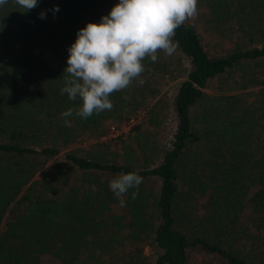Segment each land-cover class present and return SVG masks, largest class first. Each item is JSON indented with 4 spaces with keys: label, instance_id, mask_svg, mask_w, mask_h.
Returning <instances> with one entry per match:
<instances>
[{
    "label": "trees",
    "instance_id": "1",
    "mask_svg": "<svg viewBox=\"0 0 264 264\" xmlns=\"http://www.w3.org/2000/svg\"><path fill=\"white\" fill-rule=\"evenodd\" d=\"M117 3L38 0L24 12L8 0L0 7V264H189L191 253L197 264H264V0H198L202 21L175 31L191 68L173 97L174 130L156 164H140L124 147L121 162L67 151L72 171L44 167L62 147L98 140L106 122L127 121L140 107L134 83L110 96L111 111L69 117L70 126L62 116L81 103L60 93L67 49ZM212 29L233 46L210 55L199 31ZM161 56L142 62L151 75L164 65ZM257 62L259 71L250 66ZM233 70L242 92H205ZM250 87L256 90L245 93ZM130 171L143 182L122 207L109 180ZM152 177L156 188L147 185ZM143 241L156 252L151 262L141 256ZM125 243L127 258L102 260Z\"/></svg>",
    "mask_w": 264,
    "mask_h": 264
},
{
    "label": "clouds",
    "instance_id": "2",
    "mask_svg": "<svg viewBox=\"0 0 264 264\" xmlns=\"http://www.w3.org/2000/svg\"><path fill=\"white\" fill-rule=\"evenodd\" d=\"M8 0H0V7ZM28 12L38 6V0H14ZM198 0H119L108 15L99 23L89 22L76 33V40L67 49L69 55L63 72L64 85L61 95L69 100L81 101L80 105L62 112L65 126L69 117L87 120L93 114L111 111L110 96L128 88L133 81L145 83L142 63L150 59L158 61L159 52L171 56L178 47L174 41L175 31L189 18L198 14ZM55 15L59 7L52 10ZM46 10L39 13L44 19ZM143 177L136 171L120 173L109 180V189L122 199L130 189L131 198L139 195Z\"/></svg>",
    "mask_w": 264,
    "mask_h": 264
},
{
    "label": "rangeland",
    "instance_id": "3",
    "mask_svg": "<svg viewBox=\"0 0 264 264\" xmlns=\"http://www.w3.org/2000/svg\"><path fill=\"white\" fill-rule=\"evenodd\" d=\"M198 14L194 18H189L190 23L199 24L202 21V10L199 6ZM208 32L199 34L205 42V48L210 55L221 53L227 47H232L234 40L221 36L217 30L212 29ZM162 60L164 65L160 69L150 74L148 70L142 73L145 83L139 85L133 81V94L139 103V108L133 112L127 119L120 124L106 122V133L98 140L92 138H80L78 141L62 147L58 154L50 158L44 167H59L67 172L72 171L69 163L64 159V153L74 151L78 155H91L94 157L106 158L110 161L115 160L121 162L122 150L128 147L133 154L140 159V164H156L163 150L169 147L171 135L175 126V117L172 110V100L176 93L179 82L184 78L187 71L191 68L189 62L184 55L176 49L173 55L167 56L163 51ZM255 70H261V65L252 63ZM251 71V68L248 67ZM238 71H227L225 74L215 77L207 83L205 92L214 95H237L242 92L238 86ZM234 90H231V89ZM240 89V91H239ZM255 87L247 88L248 91H255ZM248 99H252V95H247ZM136 126L135 129L132 127ZM101 142V143H100ZM143 145L144 148H142ZM147 185L156 188L158 180L155 177L149 179ZM141 256L148 262H151L156 252L150 249L143 241L141 243ZM129 243H125L116 255L104 254L102 260L108 261L110 258H127L129 256ZM108 254V253H107ZM198 255L191 253L189 256V264H197ZM199 263V262H198ZM44 264H51L49 259L44 260Z\"/></svg>",
    "mask_w": 264,
    "mask_h": 264
}]
</instances>
